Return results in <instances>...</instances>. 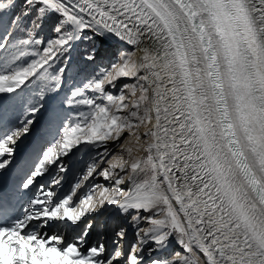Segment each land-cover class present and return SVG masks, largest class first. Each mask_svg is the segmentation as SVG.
Instances as JSON below:
<instances>
[{"label": "snow or ice", "instance_id": "snow-or-ice-1", "mask_svg": "<svg viewBox=\"0 0 264 264\" xmlns=\"http://www.w3.org/2000/svg\"><path fill=\"white\" fill-rule=\"evenodd\" d=\"M0 264H264V0H0Z\"/></svg>", "mask_w": 264, "mask_h": 264}, {"label": "rangeland", "instance_id": "rangeland-1", "mask_svg": "<svg viewBox=\"0 0 264 264\" xmlns=\"http://www.w3.org/2000/svg\"><path fill=\"white\" fill-rule=\"evenodd\" d=\"M132 59L135 60V56L132 57ZM128 82L131 83L132 81L129 80ZM117 83L119 84L120 81H117ZM113 91L115 92L116 90H113ZM154 123H155V121L153 120V124ZM149 127H151V125H149ZM39 128H40V123L38 122L33 128V134L30 135L29 137H27L26 139H24V140H26V143H27V145L25 147V151H29L31 149V145L33 143V140L36 139L37 136H38V129ZM147 130H148L147 128H145L144 126H141L140 129H139V133L142 134V133L146 132ZM127 135H128L127 133L124 134V136H127ZM109 143L111 144L112 142H109ZM128 147H132L133 148V156L142 157L144 155L142 150L141 151H136V148L138 147V145L136 143L135 137L133 136V137L129 138L126 142H124L122 147L118 146V147L115 148V150H114L115 155L112 158V162L113 163H118V162H120L122 160L128 159L127 154L125 152V149H127ZM121 153H123V156L121 155ZM16 160H18L17 161V163H18L19 162V155H17V154H16ZM107 166L108 165L106 164L105 167H107ZM94 182L98 183V184L102 183L105 186H110L109 182L108 181H104L102 177L99 180H96ZM88 183L89 182H85L84 185H82V187L78 190V194L87 191ZM120 187L127 188L128 187L127 182H125L124 184L120 185ZM65 188H67V185L65 186ZM98 198H99V189H97L96 196L94 197V199H98ZM104 222H107V219L105 220V218L104 219L102 218L100 220V223H104ZM108 223L110 224V222H108ZM129 239L130 240L132 239L131 235L129 236Z\"/></svg>", "mask_w": 264, "mask_h": 264}, {"label": "bare ground", "instance_id": "bare-ground-1", "mask_svg": "<svg viewBox=\"0 0 264 264\" xmlns=\"http://www.w3.org/2000/svg\"><path fill=\"white\" fill-rule=\"evenodd\" d=\"M138 57H139V53L137 52L135 55V60H137ZM22 139H23V136H22ZM45 146H46V142L41 140L39 137H37L34 140L32 147L28 152H25L23 149H21L19 145L17 148V153H16L17 155H19V162H18L19 166L22 169L30 168L35 163L36 158L39 155V150H42ZM99 191H101V189H99ZM111 207H114V206H111ZM102 218L103 219L105 218V220L107 219V222H110V224L113 223V220L107 214L104 217H101L100 220Z\"/></svg>", "mask_w": 264, "mask_h": 264}]
</instances>
